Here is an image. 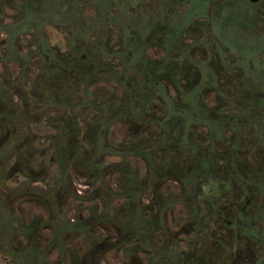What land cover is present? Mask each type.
<instances>
[{"label": "trees", "instance_id": "16d2710c", "mask_svg": "<svg viewBox=\"0 0 264 264\" xmlns=\"http://www.w3.org/2000/svg\"><path fill=\"white\" fill-rule=\"evenodd\" d=\"M77 4L0 0V258L100 264L116 250L141 254L139 264H204L212 248L199 232L195 243L179 235L178 208L206 229L208 213L239 195L240 165L264 161L238 153L239 113L210 104L202 68L183 69L171 89L160 58L139 55L143 41L116 50L109 27H93L101 38L92 40ZM47 25L64 28L66 50L35 43ZM116 51L126 55L118 63ZM155 64L160 71L146 70ZM72 174L84 178L83 194Z\"/></svg>", "mask_w": 264, "mask_h": 264}, {"label": "flooded vegetation", "instance_id": "af4514ba", "mask_svg": "<svg viewBox=\"0 0 264 264\" xmlns=\"http://www.w3.org/2000/svg\"><path fill=\"white\" fill-rule=\"evenodd\" d=\"M102 1L78 0L77 8L85 15L82 25L91 28L92 40L101 38L93 27H109L106 41L116 50L123 42L143 41L146 46L139 55H160L164 82L171 89L183 69L202 68L210 104L223 105L229 114L239 113L238 153L264 161V0H205L202 7L190 0H107L105 11L110 15L103 22L99 20ZM64 9H72L69 2ZM235 11L238 19L231 20ZM48 28L54 26L33 31L35 43L43 39L54 46ZM122 28L128 29V35ZM236 37L248 43L242 45L249 48V55L237 52ZM240 170L239 195L212 209L206 229L199 230L212 248L205 264H264V163L246 162Z\"/></svg>", "mask_w": 264, "mask_h": 264}, {"label": "rangeland", "instance_id": "374dc122", "mask_svg": "<svg viewBox=\"0 0 264 264\" xmlns=\"http://www.w3.org/2000/svg\"><path fill=\"white\" fill-rule=\"evenodd\" d=\"M54 1H56V0H54ZM190 1L198 3L199 7H202L205 4V0H197V1L196 0H190ZM45 7L48 10L51 9L50 6L44 5V8ZM83 13L90 15L89 12H87V11H84ZM238 13H239L238 11L233 12L231 14V16H230V19L231 20L238 19V17H237ZM47 32L50 35V39H51L52 45L57 47L58 50H61V51L66 50V48H67V41H66L67 33L64 31V28L63 29L62 28H57V27L48 28L46 33ZM82 37H83V39H87L86 34H84ZM236 38H238L239 41H236V40H238ZM236 38L233 39V42H234L233 45L235 46L237 52L246 53V54L249 55V53H250L249 52V48L246 49L242 45V44H244V46H245L248 43H245V42L242 43L243 39H241L239 37H236ZM241 40H242V42H241ZM93 52H94V50H93ZM96 54L95 55H89V58L93 62V65L95 67V71L102 70L103 69V65L99 64V61H98L99 58H101V55H96ZM114 56L116 58L115 59L116 63H118V62H121L126 55H114ZM146 56H148L150 58H153V59L160 58V55H146ZM130 64H131L130 66L133 68L135 66V64H136V61L132 60ZM131 67H130V69H131ZM154 68L156 69L157 72L160 71V64H155L152 67L147 68L146 70L149 71V72H153L152 70ZM56 74H59V76H60V73H56ZM56 74L54 73V75H56ZM207 97L208 98H206V99L211 103L212 96L208 95ZM245 157L250 158L249 156H245ZM21 179H22V177H21ZM71 182H72V187H74V189L76 190V193H78V194H83L84 193V190L86 189V186L84 184L85 183L84 178H82V177H80V176H78L76 174H72ZM17 185H19V184L16 181H14V180H11V181L7 182V186L8 187H16ZM36 185H39V184H36ZM206 191L208 192V189L205 188L203 195H205ZM23 207H24V210L26 211L28 216L35 212L34 209H33L32 204H25V205H23ZM178 209L179 210H178L177 214H175V215H176L177 220H179V225H178L179 235L182 236L186 241H190V242L192 241L193 243H195V240L193 241V239H194L193 236L190 235V234H197L199 232V230L202 229L203 226H200L199 223H197L196 220L195 221H191V219H189V218L187 219V217L184 214V209H183L182 206L179 207ZM31 210L34 211V212L31 213ZM71 215H72V213H70L69 216H71ZM7 230H8L7 226H5V225L1 226L0 225V232L1 233L5 232ZM140 255L137 256L138 258H136L134 260H131L129 258H126L123 255V252L112 250L106 255V257L103 259V262H101L100 264H139V262L141 260V256ZM52 258L54 259L53 255H52ZM0 264H9V263H8V261L0 258Z\"/></svg>", "mask_w": 264, "mask_h": 264}]
</instances>
